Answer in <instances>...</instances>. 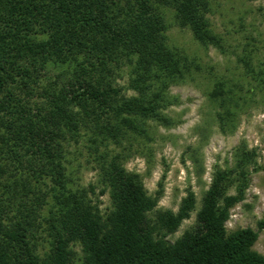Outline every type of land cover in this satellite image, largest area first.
Segmentation results:
<instances>
[{
	"label": "trees",
	"instance_id": "trees-1",
	"mask_svg": "<svg viewBox=\"0 0 264 264\" xmlns=\"http://www.w3.org/2000/svg\"><path fill=\"white\" fill-rule=\"evenodd\" d=\"M212 11L211 0H0V264H264L253 250L264 218L257 230L226 229L255 152L216 170L195 226L173 243L195 193L152 218L160 192L149 196L124 166L132 152L150 153L154 124L172 125L169 88L199 69L170 44L168 12L202 46L224 51ZM251 52L238 59L242 76L208 93L223 131L264 87ZM85 156L96 170L86 188L76 174Z\"/></svg>",
	"mask_w": 264,
	"mask_h": 264
},
{
	"label": "rangeland",
	"instance_id": "rangeland-1",
	"mask_svg": "<svg viewBox=\"0 0 264 264\" xmlns=\"http://www.w3.org/2000/svg\"><path fill=\"white\" fill-rule=\"evenodd\" d=\"M211 2L212 27L223 38L224 51L202 46L168 12L170 44L191 56L199 69L169 88L177 103L164 114L173 123L169 127L152 126L154 141L150 153L145 156L132 152L124 164L127 171L141 176L149 196L157 197L160 192L152 218L162 211L176 213L187 191L195 193L197 209L178 232L168 237L172 243L195 226L197 212L216 170L232 169L237 153L242 151L255 152L247 166L250 184L244 200L232 208L226 229L229 233L246 228L257 230V223L264 218V87L235 113V122L225 131L216 116L220 107L208 99L217 82L225 80L231 84L243 75L244 66L238 59L247 53L252 51L250 58L256 68H264V0ZM118 84L127 87V72L120 75ZM132 94L131 90L127 92ZM82 158L84 163L76 174L79 185L86 188L96 183V170L86 163V156ZM100 190L101 187L97 188L96 193ZM229 193L235 195V187ZM99 201L102 212L107 213L111 208L109 196H101ZM253 250L264 255V232ZM75 251L80 254V246H75Z\"/></svg>",
	"mask_w": 264,
	"mask_h": 264
}]
</instances>
